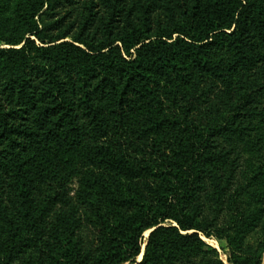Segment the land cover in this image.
Wrapping results in <instances>:
<instances>
[{"label": "trees", "instance_id": "obj_1", "mask_svg": "<svg viewBox=\"0 0 264 264\" xmlns=\"http://www.w3.org/2000/svg\"><path fill=\"white\" fill-rule=\"evenodd\" d=\"M4 1L0 264H262L264 0Z\"/></svg>", "mask_w": 264, "mask_h": 264}, {"label": "rangeland", "instance_id": "obj_2", "mask_svg": "<svg viewBox=\"0 0 264 264\" xmlns=\"http://www.w3.org/2000/svg\"><path fill=\"white\" fill-rule=\"evenodd\" d=\"M15 1H16V0H5V1H4V4H3L4 7H5V8H4V15H5V17L8 18V22H7V23H8L9 25L13 22L14 17H15V11H14V7H15V5H16V4H15ZM263 129H264V125H263ZM245 164L247 165L248 168H250L249 171L255 169V165H254L252 162H250V161H246ZM263 178H264V175H262V179H263ZM253 184H254L253 192H254V194L257 195V199L260 200V201H259L260 204H263V203H264V186H263L262 183L260 184L259 182H254ZM144 236H145V235H144ZM147 236H148V235H147ZM147 236H145V237L147 238ZM204 239H205V238H203V240H204ZM206 240L216 242L217 246L214 247V246H213L214 244H212V242H206V241L204 240L209 246L215 248V249L219 252V254H220V259H221L225 264H227V256L222 252L220 244H219L216 240H214V239H206ZM142 252H143V251H142ZM223 257H224V258H223ZM262 264H264V254H263V258H262Z\"/></svg>", "mask_w": 264, "mask_h": 264}, {"label": "bare ground", "instance_id": "obj_3", "mask_svg": "<svg viewBox=\"0 0 264 264\" xmlns=\"http://www.w3.org/2000/svg\"><path fill=\"white\" fill-rule=\"evenodd\" d=\"M147 235H148V232L145 233V236H147ZM204 240H205L206 242H212V244H214V245H213L214 247L217 246L216 242H214V241H209V240H206V239H204ZM223 258H224V257H223ZM141 259H142V256H139L137 261H140Z\"/></svg>", "mask_w": 264, "mask_h": 264}, {"label": "water", "instance_id": "obj_4", "mask_svg": "<svg viewBox=\"0 0 264 264\" xmlns=\"http://www.w3.org/2000/svg\"><path fill=\"white\" fill-rule=\"evenodd\" d=\"M149 233H150V231H148V235H149ZM144 247H145V245L143 246V250H144ZM141 261V260H140ZM140 261H138V262H140Z\"/></svg>", "mask_w": 264, "mask_h": 264}]
</instances>
